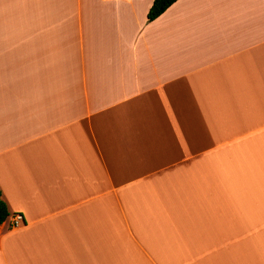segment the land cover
Segmentation results:
<instances>
[{
  "label": "crops",
  "instance_id": "0c3cea01",
  "mask_svg": "<svg viewBox=\"0 0 264 264\" xmlns=\"http://www.w3.org/2000/svg\"><path fill=\"white\" fill-rule=\"evenodd\" d=\"M152 1L0 0V264H264V0Z\"/></svg>",
  "mask_w": 264,
  "mask_h": 264
},
{
  "label": "trees",
  "instance_id": "16d2710c",
  "mask_svg": "<svg viewBox=\"0 0 264 264\" xmlns=\"http://www.w3.org/2000/svg\"><path fill=\"white\" fill-rule=\"evenodd\" d=\"M176 0H153L151 6L147 11V19L153 20L163 13L173 2ZM10 215V211L7 207L6 202L2 198V193L0 190V225L6 220Z\"/></svg>",
  "mask_w": 264,
  "mask_h": 264
},
{
  "label": "built area",
  "instance_id": "2783aa9c",
  "mask_svg": "<svg viewBox=\"0 0 264 264\" xmlns=\"http://www.w3.org/2000/svg\"><path fill=\"white\" fill-rule=\"evenodd\" d=\"M22 216H21V214H15L14 215V221H13V226H16V225H18L19 223H21L22 222Z\"/></svg>",
  "mask_w": 264,
  "mask_h": 264
}]
</instances>
